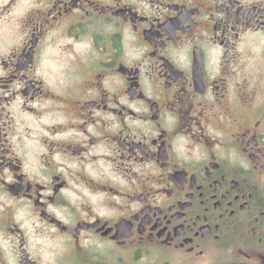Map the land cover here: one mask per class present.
Returning a JSON list of instances; mask_svg holds the SVG:
<instances>
[{
	"label": "flooded vegetation",
	"instance_id": "flooded-vegetation-1",
	"mask_svg": "<svg viewBox=\"0 0 264 264\" xmlns=\"http://www.w3.org/2000/svg\"><path fill=\"white\" fill-rule=\"evenodd\" d=\"M0 264H264V0H0Z\"/></svg>",
	"mask_w": 264,
	"mask_h": 264
}]
</instances>
